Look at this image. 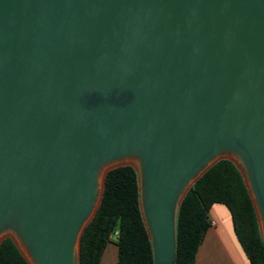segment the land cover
<instances>
[{
  "label": "water",
  "instance_id": "obj_1",
  "mask_svg": "<svg viewBox=\"0 0 264 264\" xmlns=\"http://www.w3.org/2000/svg\"><path fill=\"white\" fill-rule=\"evenodd\" d=\"M221 159L264 237V0H0V242L81 264L106 173L129 165L153 264Z\"/></svg>",
  "mask_w": 264,
  "mask_h": 264
},
{
  "label": "trees",
  "instance_id": "obj_2",
  "mask_svg": "<svg viewBox=\"0 0 264 264\" xmlns=\"http://www.w3.org/2000/svg\"><path fill=\"white\" fill-rule=\"evenodd\" d=\"M213 203L226 206L235 236L251 264H264V237L237 167L221 159L196 180L176 214V263L194 264L197 248L209 226L207 213ZM116 232L117 264H153L138 206L136 173L119 166L106 173L103 195L80 241V263L100 264L105 244ZM0 264H28L10 238L0 242Z\"/></svg>",
  "mask_w": 264,
  "mask_h": 264
},
{
  "label": "crops",
  "instance_id": "obj_3",
  "mask_svg": "<svg viewBox=\"0 0 264 264\" xmlns=\"http://www.w3.org/2000/svg\"><path fill=\"white\" fill-rule=\"evenodd\" d=\"M207 219L209 226L195 253L194 264H251L235 236L226 206L213 203ZM115 238H110L105 244L100 264H117L118 247Z\"/></svg>",
  "mask_w": 264,
  "mask_h": 264
},
{
  "label": "built area",
  "instance_id": "obj_4",
  "mask_svg": "<svg viewBox=\"0 0 264 264\" xmlns=\"http://www.w3.org/2000/svg\"><path fill=\"white\" fill-rule=\"evenodd\" d=\"M211 222L213 223V221H211ZM112 235L116 236V232H115V233H113Z\"/></svg>",
  "mask_w": 264,
  "mask_h": 264
},
{
  "label": "rangeland",
  "instance_id": "obj_5",
  "mask_svg": "<svg viewBox=\"0 0 264 264\" xmlns=\"http://www.w3.org/2000/svg\"><path fill=\"white\" fill-rule=\"evenodd\" d=\"M114 237H115L114 235L111 236L112 239H114Z\"/></svg>",
  "mask_w": 264,
  "mask_h": 264
}]
</instances>
